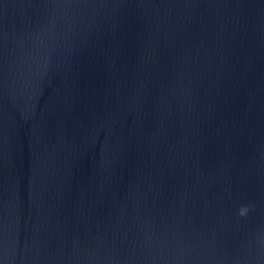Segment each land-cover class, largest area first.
I'll use <instances>...</instances> for the list:
<instances>
[{"label": "water", "instance_id": "1", "mask_svg": "<svg viewBox=\"0 0 264 264\" xmlns=\"http://www.w3.org/2000/svg\"><path fill=\"white\" fill-rule=\"evenodd\" d=\"M0 264H264V0H0Z\"/></svg>", "mask_w": 264, "mask_h": 264}, {"label": "clouds", "instance_id": "2", "mask_svg": "<svg viewBox=\"0 0 264 264\" xmlns=\"http://www.w3.org/2000/svg\"><path fill=\"white\" fill-rule=\"evenodd\" d=\"M246 212H247V208L246 207L240 209V215H245Z\"/></svg>", "mask_w": 264, "mask_h": 264}]
</instances>
